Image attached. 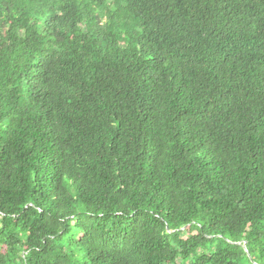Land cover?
<instances>
[{
    "label": "trees",
    "instance_id": "trees-1",
    "mask_svg": "<svg viewBox=\"0 0 264 264\" xmlns=\"http://www.w3.org/2000/svg\"><path fill=\"white\" fill-rule=\"evenodd\" d=\"M0 264H264V0H0Z\"/></svg>",
    "mask_w": 264,
    "mask_h": 264
},
{
    "label": "water",
    "instance_id": "water-1",
    "mask_svg": "<svg viewBox=\"0 0 264 264\" xmlns=\"http://www.w3.org/2000/svg\"><path fill=\"white\" fill-rule=\"evenodd\" d=\"M242 248L245 250V252H247L246 250V246H245V243L242 244ZM249 256V255H248Z\"/></svg>",
    "mask_w": 264,
    "mask_h": 264
}]
</instances>
